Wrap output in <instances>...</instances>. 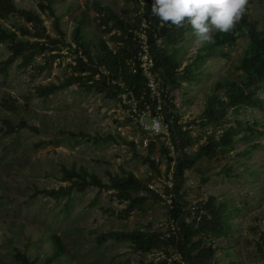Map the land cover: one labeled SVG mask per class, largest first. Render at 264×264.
Here are the masks:
<instances>
[{
	"label": "rangeland",
	"instance_id": "1",
	"mask_svg": "<svg viewBox=\"0 0 264 264\" xmlns=\"http://www.w3.org/2000/svg\"><path fill=\"white\" fill-rule=\"evenodd\" d=\"M94 1L53 2L67 41L72 40L73 28L85 13L88 16L85 25L87 39L95 43L99 34L109 38V34L104 33L97 23ZM98 1L117 11L133 13V5L124 0ZM16 2L20 7L37 9L39 6V0ZM248 13L252 20H264V0H249ZM42 17L50 33L56 37L53 18L48 12L42 13ZM7 24L19 26L23 20L13 16ZM146 24V21L142 23L143 28L147 27ZM94 29L97 32L95 35ZM196 40L194 30L189 26L180 42L181 69L194 61L198 54H204V43L197 44ZM109 42L113 45L110 39ZM61 53L63 57L56 58L49 69L39 71L36 68L38 62L43 64L46 61V57L39 56L36 62L27 66L18 58L4 71L2 62L11 50L6 43H0V264H21L15 257L17 248L35 259L36 264H44L45 258L53 252L52 233L60 236L66 248L65 254L70 255L66 258L62 254L52 264H140L143 260H157L161 256L160 251L140 253L133 249L130 241L108 240L100 244L96 237L110 230H143L148 227L167 233L175 230L177 225L169 218L167 201L149 198L142 206L128 211V201L117 199L111 189L101 190L97 186H89L83 192L74 189L70 195L59 198L39 192L71 184V181L64 180V166L84 167L104 182H108L113 174L128 169L147 184L156 182L158 189L168 184L170 175L173 177L171 184H175L173 173L176 161H167V156L160 149L153 156L160 158L159 161L156 159L161 170L158 175L121 138L119 142L100 139L110 135H122L128 140L141 138L140 129L128 107L119 99L95 90L86 91L76 84L48 97L35 93L38 85L59 82L71 69L68 65L75 63L73 51L64 47ZM239 54L240 48L231 50L226 57L218 53L204 54V58L196 64L195 80L184 81L178 89H174L173 103L182 122L204 110L205 102L214 93V83L222 75L233 77L239 73L234 69ZM6 99L12 100L14 106H9ZM228 116L234 119V114ZM240 116L250 123L256 122V128L264 132V112L249 109ZM3 118L14 123L23 120L27 125L7 133L1 121ZM147 121L150 123L149 117ZM209 126L204 129L208 133L213 129ZM190 128L194 135L199 133L197 125ZM159 137L158 141L165 139ZM206 137L204 134L200 142ZM251 144H258L257 149L242 155L241 152ZM196 148L197 145L191 151ZM137 152L146 153V150L137 147ZM197 165L203 171L196 167L187 170L182 188L189 206L196 211L200 200L213 195L219 200H226L231 208L236 207L230 217L232 237L215 242L220 248L231 246L233 253L228 256L226 249H219L211 264H229L230 258L240 264H264V134L253 140L238 141L227 158L220 155L210 160L206 158ZM230 165L232 176L228 177L222 170L229 169ZM204 176L208 179L205 180ZM126 213L128 215L122 217ZM173 257L184 262L178 253Z\"/></svg>",
	"mask_w": 264,
	"mask_h": 264
},
{
	"label": "trees",
	"instance_id": "2",
	"mask_svg": "<svg viewBox=\"0 0 264 264\" xmlns=\"http://www.w3.org/2000/svg\"><path fill=\"white\" fill-rule=\"evenodd\" d=\"M54 1L39 0V9H35L28 6L20 7L16 0H0V43H6L11 50V54L2 62L3 70L5 71L18 58H21V63L27 66L36 62L39 56L46 57V61L43 64L38 62L36 68L39 71L49 69L56 58L63 57L61 50L67 47L74 52L75 63L68 65L71 69L59 82L36 86L35 93L38 96L48 97L74 84L86 91L95 90L105 93L113 99H118L120 93L130 90L138 97L144 95L145 100L154 110L158 104V97L147 88L145 77L141 73H133L129 64V60L136 55L139 48L138 31L144 29L150 38L151 50L156 62L155 70L161 80L160 91L165 101V121L170 124V141L176 147V155L169 156L166 138L161 141H158L160 137L152 140L146 153L137 152L135 142L122 135H110L100 139H113L119 142L121 138L132 146L135 155L148 163L158 175L161 174V170L153 156L159 149L167 156V161H176L173 188L164 184L165 192L169 194L173 191L174 197L171 202H166L156 190L148 186L147 182L128 169L113 174L108 182H104L86 168L76 166L63 167L64 180L71 181L69 186L44 189L39 192L59 198L70 195L74 189L83 192L89 186H97L101 190L111 189L115 191L117 199L128 201V211L142 206L149 198L166 202L169 218L177 225L175 230H169L168 233L151 227L143 230L140 228L110 230L96 237V241L100 244L108 240L130 241L137 252H161L157 260H143L140 264H211L219 249H226V254L231 256L233 253L231 246L220 248L215 242L232 237L230 217L236 211V207L231 208L226 200H219L211 195L204 201L200 200L195 211L193 206H189V200H186V193L182 188L187 170L196 167L197 170L203 171V168L197 165L200 160L206 158L210 160L219 155L227 158L238 141L253 140L264 134L262 130L256 128V122L250 123L240 116L249 109L264 112V20H252L247 6L243 18L232 32L214 31L212 33L214 42L202 45L204 54L218 53L225 57L231 50L240 48L237 63L234 65V69L239 73L233 77L222 75L214 83V93L205 102L204 110L198 116L182 122V117L175 111L176 104L173 103L174 89H178L184 81L195 80L196 64L204 58V54H198L194 61L188 62L181 69L180 42L184 38L186 29L191 25L176 27L163 23L151 12L154 0H146L145 3H142V0H124L133 5V13L125 10L117 11L95 0L93 5L97 14V23L104 33L109 34V38L99 34L95 43L87 39L85 25L88 16L85 13L78 18L73 28L72 40L67 41L60 16L53 6ZM44 12H48L53 18V24L57 29L56 37H53L45 24V19L42 17ZM13 16L21 17L23 24L9 26L7 23ZM145 21L148 25L143 28L142 23ZM95 33L97 32L94 29L93 35ZM109 39L113 45L110 44ZM5 102L9 106H14L10 99H6ZM230 113L234 114V119L228 116ZM1 121L5 124L7 133L15 132L27 125L23 120L14 123L8 118H3ZM230 121H234V124H230ZM193 125L199 127L198 134H193L190 128ZM209 125L213 129L208 133L204 129L206 126L210 127ZM204 134L207 135V139L200 142ZM195 145L197 148L192 152ZM257 147L258 144H251L241 153L248 155ZM231 169L230 165L229 169L222 171L226 176L231 177ZM204 179L207 180L208 176H204ZM142 192L143 194H140ZM127 215L126 213L122 217ZM50 238L53 252L45 258L44 264H52L66 253L65 245L57 233H52ZM175 253L180 254L184 262L173 257ZM15 257L21 264H36L35 259L18 248ZM65 257L69 258L70 255L65 254ZM229 264H240V262L230 258Z\"/></svg>",
	"mask_w": 264,
	"mask_h": 264
},
{
	"label": "built area",
	"instance_id": "3",
	"mask_svg": "<svg viewBox=\"0 0 264 264\" xmlns=\"http://www.w3.org/2000/svg\"><path fill=\"white\" fill-rule=\"evenodd\" d=\"M145 1L146 0H142V3H145ZM138 34L139 48L136 55L129 60L130 70L135 74L141 73L145 77L147 88L154 96L158 97V104L153 110L145 100L144 95L138 97L130 90L120 93L118 99L123 105L128 107L131 117L140 129L141 138L132 139L136 146L140 149L147 150L150 142L161 136L162 138L169 140V156H174L176 147L170 141V124L165 121V101H163L161 96V82L160 77L155 70L156 62L152 54L149 36L145 30H143V32H139ZM141 103H143L142 106ZM148 117L150 118V123H147ZM156 159L158 161L160 160L158 156ZM172 179L173 177L170 175V179L167 184L169 188H173L174 186V184H171ZM156 185V182L148 184V186L151 189L156 190L162 198L171 202L174 195L173 191L168 194L165 192L164 187L162 189H158L156 188Z\"/></svg>",
	"mask_w": 264,
	"mask_h": 264
},
{
	"label": "clouds",
	"instance_id": "4",
	"mask_svg": "<svg viewBox=\"0 0 264 264\" xmlns=\"http://www.w3.org/2000/svg\"><path fill=\"white\" fill-rule=\"evenodd\" d=\"M249 0H154L151 12L163 23L191 25L196 43H213L212 33H229L243 18Z\"/></svg>",
	"mask_w": 264,
	"mask_h": 264
}]
</instances>
